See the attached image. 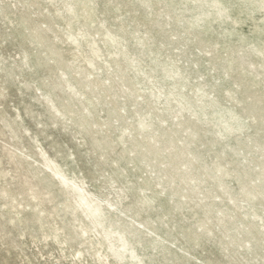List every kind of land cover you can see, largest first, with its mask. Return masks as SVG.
Here are the masks:
<instances>
[{"label": "rangeland", "instance_id": "374dc122", "mask_svg": "<svg viewBox=\"0 0 264 264\" xmlns=\"http://www.w3.org/2000/svg\"><path fill=\"white\" fill-rule=\"evenodd\" d=\"M72 1L0 0V264H104L40 151L145 224L147 264H264V0Z\"/></svg>", "mask_w": 264, "mask_h": 264}, {"label": "bare ground", "instance_id": "6f19581e", "mask_svg": "<svg viewBox=\"0 0 264 264\" xmlns=\"http://www.w3.org/2000/svg\"><path fill=\"white\" fill-rule=\"evenodd\" d=\"M93 3L94 0H74L72 2H67L64 5V11L67 13L70 20L77 23L82 17L87 15V8H90ZM223 12L224 10L219 8V13L221 14ZM80 36L83 37L85 35L82 34ZM68 39L76 45H79L81 42L79 36L72 32L68 34ZM55 54L59 55L58 53ZM231 59L237 60L245 70H250L253 66L252 62H247L245 60V55H232ZM170 71L173 74H178V70L172 66H170ZM201 91L202 88L200 87L199 93H201ZM36 99L45 103L48 111L54 118H57V114H60V108L56 105L55 100L51 95H42V98L36 97ZM139 127L142 133H148L147 131L149 125L144 123V121H139ZM148 135L152 142L150 147L144 150L141 147H137L138 152L146 155L150 154L151 151L159 152L161 148L156 145V138H153V136L149 133ZM8 148L9 147H7V149ZM39 156L41 157L40 162L43 163V165L50 170L51 173L49 176L44 178L46 188H48V190L56 197L60 198L61 203L65 207V211L74 216L78 221V224L69 223L63 226L69 240L75 241L79 244H84L88 241L93 248L99 246V249L97 250V260L100 263L110 264V259H112V263L114 264H147L135 246V244H138L142 239V233L144 228H146L145 224L128 215L125 211H121L118 206L110 202L104 203L102 199L93 194L83 184L69 178L67 172L60 165L53 162L43 151H40ZM34 162H38V159H34ZM178 166L179 169L184 168V170H188L191 167L190 163L185 161H181ZM218 171H221V168H219ZM215 176L217 175L215 174ZM257 177L260 178L259 175ZM217 178H219L220 186L227 191L224 181L220 179L221 177L218 176ZM250 181L252 182L253 179H250ZM257 186L260 187L259 193H264V184ZM231 224L233 226L235 225V223ZM141 226H143V228ZM261 232L264 236V232ZM92 236L93 238H91ZM55 239L58 243H60V239L57 236H55ZM231 243H233V240ZM79 253L82 254V252Z\"/></svg>", "mask_w": 264, "mask_h": 264}]
</instances>
